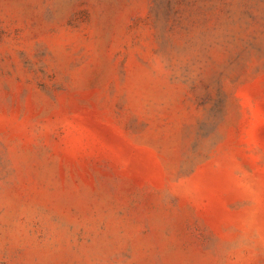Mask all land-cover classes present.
I'll list each match as a JSON object with an SVG mask.
<instances>
[{
    "label": "rangeland",
    "instance_id": "rangeland-1",
    "mask_svg": "<svg viewBox=\"0 0 264 264\" xmlns=\"http://www.w3.org/2000/svg\"><path fill=\"white\" fill-rule=\"evenodd\" d=\"M0 264H264V0H0Z\"/></svg>",
    "mask_w": 264,
    "mask_h": 264
}]
</instances>
